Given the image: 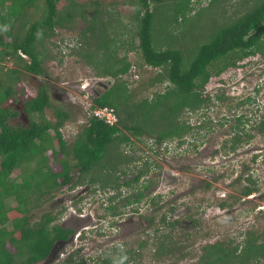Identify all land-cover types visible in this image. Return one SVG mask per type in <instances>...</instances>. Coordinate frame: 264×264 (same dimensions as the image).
Listing matches in <instances>:
<instances>
[{
  "label": "trees",
  "instance_id": "obj_1",
  "mask_svg": "<svg viewBox=\"0 0 264 264\" xmlns=\"http://www.w3.org/2000/svg\"><path fill=\"white\" fill-rule=\"evenodd\" d=\"M61 1L0 0V264H33L46 258L56 243L69 240L75 229L59 221L66 208L43 211L33 219L35 211L44 208L55 191L65 185L69 190L89 186L91 192L108 193L110 201L121 197L122 186L135 187L145 173L141 171L121 183L128 171L127 163L134 160L123 144L143 136L154 137L157 143L177 139L178 145L184 144L193 129L208 126L205 121L192 125L188 112L208 109L216 101L232 104L233 97L224 91L214 95L206 92L210 79L250 56L264 57V0H240L231 14L224 20L218 17L210 28L205 15L192 26L186 24L206 7L196 8L202 0H122L121 4L130 8L125 14L102 0H66L60 6ZM231 1L210 0L209 5H215L219 16H223L228 11L224 3ZM78 16L87 21V26L72 54L109 81L108 88L93 97L87 125L69 144L61 128L71 117L70 112L55 106L56 120L46 115L47 108L53 107L49 85L41 83L36 95L23 96L27 124L10 122L21 112L11 101L19 100L15 96L23 72L19 66L37 76H47L46 42H51L58 28L73 25ZM130 52L137 53L136 64ZM10 62L18 67L7 66ZM136 65L156 71L139 87H133L127 77ZM163 85V90L154 89ZM253 101L248 95L236 106ZM97 107L114 108L119 123L109 125L97 117ZM249 121L244 113L236 117L232 125L235 132L224 140L223 150H237L253 137L251 129L264 136V117L246 130ZM50 155L60 169L52 165ZM246 179L249 183L243 193L248 196L259 186L252 175ZM146 196L145 189L140 188L134 199L127 197V204ZM145 202L155 206L158 201L156 196H148ZM226 204L222 202V206ZM154 218L149 219L153 222ZM161 222L173 228L178 221H169L163 215ZM263 236V232L247 230L238 243L222 239L208 242L195 264H260L264 260ZM167 242H173L168 234L160 239L155 256L169 255L179 248H169ZM147 244L146 240L139 249L128 250L118 246L114 253L99 258L97 264H118L127 256L123 262L126 264L141 258L140 248ZM76 254L72 251L55 264H78ZM188 254L181 251L180 258Z\"/></svg>",
  "mask_w": 264,
  "mask_h": 264
},
{
  "label": "rangeland",
  "instance_id": "obj_2",
  "mask_svg": "<svg viewBox=\"0 0 264 264\" xmlns=\"http://www.w3.org/2000/svg\"><path fill=\"white\" fill-rule=\"evenodd\" d=\"M78 1L86 3L90 0ZM102 1L120 9L123 14L130 11L129 6L121 4L122 0ZM239 1L224 3L227 14L219 16L217 7L209 5L210 0H202L196 8L206 7L201 9L200 15L191 16L186 24L192 26L194 21L205 15L209 19L207 28H210L218 17L224 20L231 14ZM65 3L66 0H62L59 5ZM86 26L87 21L78 16L73 25L58 28L51 42H46L49 50L47 76H37L19 66L23 70L19 92L15 95L19 100L13 101V98L11 102L21 112L11 118L12 124L29 123L21 100L23 96L36 95L39 84L46 83L51 87L53 102L46 115L56 120L55 106H63L69 111L71 117L61 131L69 144L75 141L89 119V106L94 97L91 85L96 84L94 88L102 93L108 88L105 85L109 81L108 77H99L96 69L84 59L72 54L73 49L81 44V32ZM129 57L135 64L139 59L135 52H130ZM7 66L18 67V64L10 62ZM155 72L152 67L136 65L127 77L133 87H139ZM99 79L104 80V84L97 83ZM164 86L154 89L163 90ZM221 91L233 97L232 104L216 101V105L208 109L188 112L186 116L192 125L205 121L208 126L193 129L184 144L178 145L177 139L157 143L150 136L132 137V143L123 144L126 153L133 154L134 160L127 163L128 171L122 175L121 183L135 178L141 171L145 173L134 183L135 187L122 186L123 196L119 199L110 201L108 193L91 192L89 186L69 190L65 185L55 191L44 208L35 211L33 219L39 218L43 211L53 209L58 212L64 207L66 209L59 221L75 229L72 239L64 244L58 243L50 264L57 263L72 251L77 253L75 259L78 264H97L99 258L106 257V253L115 252V245H123L124 250L139 249V244L146 240L148 244L140 248L142 257L126 264H195L203 245L208 242L222 239L238 243L244 239L247 230L264 234V136L250 128L264 117V57L260 54L250 56L239 66L228 68L220 76H213L206 92L214 95ZM248 95L254 101L237 107V102ZM242 113L251 119L246 130L251 129L253 137L237 150L225 151L222 144L234 134L232 125ZM256 155L258 157L254 160ZM50 156L52 165L60 169L61 166L53 162V155ZM13 175L16 176L17 172ZM248 175L257 179L259 189L246 196L243 191L249 183L246 179ZM140 188L145 189L149 197L156 196L157 205L147 204L148 196L138 203L127 204V197L134 199ZM222 202L227 204L222 206ZM112 206H117L126 214L114 216ZM133 208H137V212L131 210ZM163 215H167L169 221L177 220L176 226L170 228L162 224ZM167 234L173 238L172 243L167 242V247L175 245L179 248L169 255L157 257L155 253L160 239ZM181 251H189V254L180 258ZM127 258L125 256L118 264H124ZM260 264H264V260Z\"/></svg>",
  "mask_w": 264,
  "mask_h": 264
},
{
  "label": "built area",
  "instance_id": "obj_3",
  "mask_svg": "<svg viewBox=\"0 0 264 264\" xmlns=\"http://www.w3.org/2000/svg\"><path fill=\"white\" fill-rule=\"evenodd\" d=\"M26 57L25 54H23ZM95 115L110 125H114L118 122L119 117L117 112L112 107H98L94 111Z\"/></svg>",
  "mask_w": 264,
  "mask_h": 264
},
{
  "label": "flooded vegetation",
  "instance_id": "obj_4",
  "mask_svg": "<svg viewBox=\"0 0 264 264\" xmlns=\"http://www.w3.org/2000/svg\"><path fill=\"white\" fill-rule=\"evenodd\" d=\"M99 82H100V81H99ZM97 83H98V82H97ZM99 84H101V83H99ZM95 85H96V84H92V85H91V93L93 94V96H98L101 92L97 91V90L94 88ZM122 196H123V194H122ZM119 198H120V197H119ZM119 198H118V199H119ZM112 201H113V200H112ZM112 203H114V202H112ZM126 203H127V202H126ZM136 203H138V202H136ZM114 210H117L118 212L115 213ZM131 210L137 212V210H136L135 208H133V209H131ZM113 213H114V216H120V215H124V214H126L124 211L118 210V208L113 209ZM61 225H64V224L61 223ZM65 226H66L67 228H70V227L68 226V224H65ZM118 246L122 247L123 245H115V247H114V251H115V248H117Z\"/></svg>",
  "mask_w": 264,
  "mask_h": 264
},
{
  "label": "water",
  "instance_id": "obj_5",
  "mask_svg": "<svg viewBox=\"0 0 264 264\" xmlns=\"http://www.w3.org/2000/svg\"><path fill=\"white\" fill-rule=\"evenodd\" d=\"M106 87H107V84H106ZM73 237H74V235H72V236L70 237V239H72ZM70 239H69V240H70ZM69 240H66V241H60V242H63V244H64L65 242H68ZM60 242H58V243H60ZM58 243L55 244V246L53 247L51 253H50L46 258L41 259V260H38V261H36V262L33 263V264H50L51 261H53L55 248H56V246L58 245Z\"/></svg>",
  "mask_w": 264,
  "mask_h": 264
},
{
  "label": "clouds",
  "instance_id": "obj_6",
  "mask_svg": "<svg viewBox=\"0 0 264 264\" xmlns=\"http://www.w3.org/2000/svg\"><path fill=\"white\" fill-rule=\"evenodd\" d=\"M100 81V82H99ZM98 83H101V84H104L103 82H105L104 80H101V79H99L98 81H97ZM106 86V85H105ZM98 108V107H97ZM95 111V110H94ZM117 115H118V113H117ZM119 117V116H118ZM119 123V120H118V122L116 123V124H118ZM108 124V123H107ZM110 125V124H109ZM115 125V124H114Z\"/></svg>",
  "mask_w": 264,
  "mask_h": 264
}]
</instances>
